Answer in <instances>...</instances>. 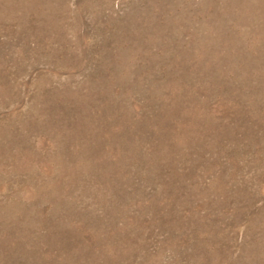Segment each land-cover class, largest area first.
Instances as JSON below:
<instances>
[{
  "label": "rangeland",
  "instance_id": "rangeland-1",
  "mask_svg": "<svg viewBox=\"0 0 264 264\" xmlns=\"http://www.w3.org/2000/svg\"><path fill=\"white\" fill-rule=\"evenodd\" d=\"M0 264H264V0H0Z\"/></svg>",
  "mask_w": 264,
  "mask_h": 264
}]
</instances>
